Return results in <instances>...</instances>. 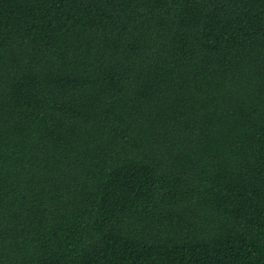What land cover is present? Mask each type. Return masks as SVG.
<instances>
[{"label":"trees","instance_id":"trees-1","mask_svg":"<svg viewBox=\"0 0 264 264\" xmlns=\"http://www.w3.org/2000/svg\"><path fill=\"white\" fill-rule=\"evenodd\" d=\"M0 264H264V0H0Z\"/></svg>","mask_w":264,"mask_h":264}]
</instances>
